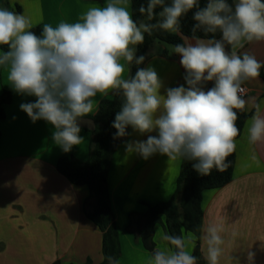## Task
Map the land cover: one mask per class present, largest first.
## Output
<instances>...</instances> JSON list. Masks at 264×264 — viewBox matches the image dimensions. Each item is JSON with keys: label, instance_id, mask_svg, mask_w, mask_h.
<instances>
[{"label": "clouds", "instance_id": "obj_1", "mask_svg": "<svg viewBox=\"0 0 264 264\" xmlns=\"http://www.w3.org/2000/svg\"><path fill=\"white\" fill-rule=\"evenodd\" d=\"M138 11L146 20L133 18L129 0H106L104 6L88 7L76 22L43 24L38 35L31 17L0 7V46H6L0 51V68L17 94L35 97L21 103L20 110L33 123L43 120L53 126V142L69 152L83 141L82 118L98 110L97 95H112L120 98L113 138L128 136L129 127L149 134L146 140L126 142L127 153L145 160L160 154L171 161H193L203 176L214 169L226 171L240 135L238 111L254 110L245 124L248 143L264 142V102L243 95V85L260 77L264 63L236 51L264 41V0H207L203 6L199 0H147ZM189 12L194 21L191 38L181 33V19ZM155 31L181 33L184 41L172 48L181 57L186 86L168 87L164 94L152 66L137 67L134 75L125 76L126 65L144 63V55L136 56L137 45ZM208 82L213 86L205 90ZM251 158L256 159L254 152ZM223 221L224 216L204 223L199 237L164 233L163 244L152 250L147 264H198L192 254L197 239L207 264H221ZM254 256L247 253L249 264ZM103 259L120 264L112 255ZM230 259L240 264L239 258Z\"/></svg>", "mask_w": 264, "mask_h": 264}, {"label": "crops", "instance_id": "obj_2", "mask_svg": "<svg viewBox=\"0 0 264 264\" xmlns=\"http://www.w3.org/2000/svg\"><path fill=\"white\" fill-rule=\"evenodd\" d=\"M105 3L106 0H0V7L31 17L34 27L42 29L43 24L55 26L62 20L76 22L88 7ZM236 51L248 52L264 63V41L246 44ZM180 59L170 45L154 44L150 49L143 67L152 66L157 71L164 85L161 94L168 87L186 86ZM261 75L243 85L247 90L246 100L255 98L256 102H264V68ZM213 83L208 82L205 90ZM3 93L9 94L10 103L3 107L4 118L0 120V264H85L87 261L100 264L102 235L83 212L88 190L72 186L55 168L61 158L85 162L90 133L81 129L82 143L64 152L52 140L53 126L43 120L33 123L20 110L21 103L34 102L35 97L17 94L7 80V71L0 68V96ZM112 97L98 94L96 100L99 105ZM253 111L249 107L245 109L250 116ZM95 113L94 110L85 117ZM245 124L236 139L232 180L202 195L200 235L204 223L226 218L223 221L225 255L221 264H234L231 256L239 258L240 264H249V251L255 253L252 264H264V142L250 145ZM128 133L110 159L107 190L118 233L120 264H147L150 253L136 238L143 223L141 216L146 206L164 203L172 197L181 161H171L160 154L145 160L138 154L127 153L126 142L146 140L149 135H141L130 127ZM253 152L255 160L251 158ZM130 214L138 216L131 227ZM164 233L162 225H154L155 247L163 244ZM198 242L204 259L202 242Z\"/></svg>", "mask_w": 264, "mask_h": 264}, {"label": "trees", "instance_id": "obj_3", "mask_svg": "<svg viewBox=\"0 0 264 264\" xmlns=\"http://www.w3.org/2000/svg\"><path fill=\"white\" fill-rule=\"evenodd\" d=\"M199 2L203 6L207 0H199ZM146 3L147 0H130V11H132L135 20H146V16L141 15L138 11L139 6L142 4L146 5ZM229 3H232V0H229ZM158 11L159 9H157ZM151 22H155V20ZM193 23L192 12H189L181 19V33L183 36L191 38ZM32 30L38 35L41 32L39 27H34ZM181 33L173 34L155 31L151 36L145 34L144 43L137 45L136 56L144 55L146 60L150 49L155 43L170 46L183 43ZM197 35L203 36L200 32ZM217 38H219V33H217ZM0 50H6V46H0ZM144 63L139 66L135 64L128 65V75H134L137 67H143ZM9 103V94L3 93L0 96V120L4 118L3 107ZM119 110L120 98L113 96L111 99L102 100L98 105L96 113L93 116L85 117L94 122V130L88 131L90 133L88 159L85 162H79L74 159L61 158L55 166L56 171L65 177L72 186L86 187L88 190V197L83 203V212L86 218L97 227L102 235V262L100 264H107V260L103 258L108 255H112L118 259L120 257L118 233L115 228L106 183L110 159L120 143L127 138V136L113 138L116 129L112 127V123ZM238 116L237 126L240 129L241 135L243 126L250 115L243 110L238 111ZM228 160L231 162V166L226 171L219 172L214 169L211 175L208 176L198 174L192 167L193 161H181L172 197L164 203L146 206V212L141 216L143 223L138 228L136 238H138L142 247L148 253L151 254L155 248L152 235L153 227L156 224L162 225L164 230L172 235L192 232L196 237H199L203 214L202 195L206 191L220 189L232 180L235 153L229 156ZM135 217L138 216L135 214L129 215L130 227L133 225ZM198 240L195 241V248L192 254L197 257L198 264H207L200 255ZM85 264L91 263L87 261Z\"/></svg>", "mask_w": 264, "mask_h": 264}, {"label": "water", "instance_id": "obj_4", "mask_svg": "<svg viewBox=\"0 0 264 264\" xmlns=\"http://www.w3.org/2000/svg\"><path fill=\"white\" fill-rule=\"evenodd\" d=\"M225 50L227 52H230V46L229 45H225ZM82 120L84 121V123L81 124V129H84L86 131H93L94 130V122L91 119H87V118H82Z\"/></svg>", "mask_w": 264, "mask_h": 264}, {"label": "built area", "instance_id": "obj_5", "mask_svg": "<svg viewBox=\"0 0 264 264\" xmlns=\"http://www.w3.org/2000/svg\"><path fill=\"white\" fill-rule=\"evenodd\" d=\"M244 88V87H243ZM245 89V88H244ZM244 97H246V95H247V90L245 89V91H244Z\"/></svg>", "mask_w": 264, "mask_h": 264}, {"label": "rangeland", "instance_id": "obj_6", "mask_svg": "<svg viewBox=\"0 0 264 264\" xmlns=\"http://www.w3.org/2000/svg\"><path fill=\"white\" fill-rule=\"evenodd\" d=\"M173 34H175V33H173ZM155 44H159V43H155Z\"/></svg>", "mask_w": 264, "mask_h": 264}]
</instances>
